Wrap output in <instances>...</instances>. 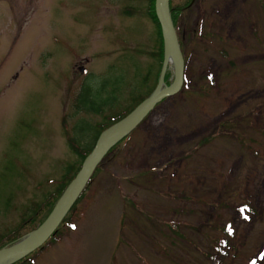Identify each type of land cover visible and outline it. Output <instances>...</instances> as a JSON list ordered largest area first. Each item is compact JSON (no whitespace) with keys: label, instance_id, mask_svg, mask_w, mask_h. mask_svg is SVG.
Wrapping results in <instances>:
<instances>
[{"label":"rangeland","instance_id":"rangeland-1","mask_svg":"<svg viewBox=\"0 0 264 264\" xmlns=\"http://www.w3.org/2000/svg\"><path fill=\"white\" fill-rule=\"evenodd\" d=\"M149 2L0 0V239L27 234L77 169L68 141L93 142L79 124L101 128L158 85ZM183 7L181 91L118 142L23 264H264V0H171ZM85 88L110 100L100 115L76 109Z\"/></svg>","mask_w":264,"mask_h":264},{"label":"water","instance_id":"water-1","mask_svg":"<svg viewBox=\"0 0 264 264\" xmlns=\"http://www.w3.org/2000/svg\"><path fill=\"white\" fill-rule=\"evenodd\" d=\"M154 10L161 31L164 54L158 85L127 116L100 133L93 149L84 159L80 170L65 189L47 219L36 230L12 245L0 249V264H11L41 247L61 224L104 155L140 125L159 102L180 91L183 83L184 62L170 16L169 0H155ZM168 54L171 58L170 66L173 68V80L169 86L164 82L168 68L166 63Z\"/></svg>","mask_w":264,"mask_h":264},{"label":"trees","instance_id":"trees-1","mask_svg":"<svg viewBox=\"0 0 264 264\" xmlns=\"http://www.w3.org/2000/svg\"><path fill=\"white\" fill-rule=\"evenodd\" d=\"M149 10L150 12L148 13L151 20L155 23L156 27H157V33H158V41H159V50L154 54L156 55L157 58H159V67L161 68V62L163 60V42H162V37H161V31H160V28H159V24L157 22V19H156V16H155V12H154V3H155V0H149ZM192 0H190L191 2ZM185 8H171V0H169V11H170V14H171V19H172V22L174 24V26L176 27L177 25V21H178V15H181L183 12H185ZM182 48V47H181ZM159 72V71H158ZM157 72V74H158ZM157 78V77H156ZM168 79V76L166 75L165 77V81H167ZM147 82V79H144L143 80V83ZM154 88L150 89L149 92L143 97V98H139L137 99L138 101H134L133 105L130 106V108L128 109V111H126L123 115L121 116H118L117 119H114V120H111V121H108L106 123V125H104L103 127L101 128H98V129H95V130H91L90 126L85 124L86 126L85 127H82V126H77V128L79 130H81L82 132H90V131H93V136H92V139H93V142L91 141L89 146H88V149H85L83 152L82 151H79L78 150V147H77V144L75 142V140H69L68 141V145H69V148L70 150L78 156V158L80 159V162L78 164V167L77 169L75 170L74 168L72 167H67V169L65 170V175H64V179L62 180V183L56 188V190L54 192H52L49 196H48V199L45 203L43 204H40V208H39V211L42 210L44 207L43 206H46V209H45V214H41L40 215V219L38 221V223L31 229L27 232V234L29 232H31L32 230L36 229L37 227H39V225H41L45 219L49 216V214L51 213V211L53 210L55 204L57 203V201L59 200V198L61 197V195L63 194L65 188L68 186V184L71 182V180L75 177L76 173L78 172V170L80 169L81 167V164L82 162L84 161L85 157L91 152V150L93 149L95 143H96V140L98 138V136L100 135V133L105 130L107 127L111 126L112 124H114L115 122L121 120L123 117H125V115H127L129 112H131L139 103H141L150 93L151 91L153 90ZM91 91L89 88H85L81 95L78 97L77 99V102H76V109L78 111H84V112H87V113H93V114H96V115H100L101 114V111H102V107L103 106H107L108 104H111L110 103V100H107V101H103V102H98L96 103L94 101V97L90 94ZM134 132V131H133ZM131 132L128 136H126L124 138L127 139V138H130L131 134L133 133ZM84 137H85V134H84ZM118 144V143H117ZM115 145L114 147H112L106 154V156L104 157V160L107 158L108 155L112 154V152L119 146L118 145ZM121 144V142H120ZM198 148V147H197ZM98 170V168L96 169ZM95 174V173H94ZM93 174V175H94ZM93 177V176H92ZM91 182V181H90ZM89 182V183H90ZM88 183V185H89ZM88 185L83 189V191L81 192V194L79 195L78 199L76 200L75 204L72 206L71 210L69 211V213L67 214V216L63 219L62 223L60 224V226L57 228L55 234L48 240V243L47 244H50L52 242H54V240L61 234V229L64 228L65 224H68L69 223V218H70V215L74 212V210L76 209V206L80 203L81 199L83 198V195H84V192L86 191ZM36 207L37 206H34L33 208H31L29 214L27 216L24 217V219L19 223V225H24L25 223L28 222H33V220L35 219V216H36V213H37V210H36ZM34 224V223H33ZM72 231V230H71ZM16 234V230H12L11 231V234H9L7 237H4L3 239H0L1 241L3 242H0V249L6 247V246H9L11 244H13L14 242L18 241L20 238H22L24 235H26V233L24 234H21V235H17L16 237H12L10 238L11 235H14ZM8 239V240H7ZM5 241V242H4ZM42 249H40L39 251H41ZM34 255V254H33ZM32 255V256H33ZM27 257V256H26ZM22 261V262H18V263H14V264H23V263H26L29 262V258H26Z\"/></svg>","mask_w":264,"mask_h":264},{"label":"bare ground","instance_id":"bare-ground-1","mask_svg":"<svg viewBox=\"0 0 264 264\" xmlns=\"http://www.w3.org/2000/svg\"><path fill=\"white\" fill-rule=\"evenodd\" d=\"M167 60H166V63H167V66H170L171 65V58H170V55L168 54L167 55ZM162 88V87H161Z\"/></svg>","mask_w":264,"mask_h":264}]
</instances>
